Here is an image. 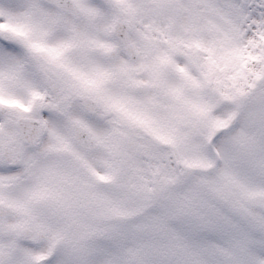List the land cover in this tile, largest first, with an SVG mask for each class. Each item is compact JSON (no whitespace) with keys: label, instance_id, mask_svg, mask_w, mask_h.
Masks as SVG:
<instances>
[{"label":"snow or ice","instance_id":"snow-or-ice-1","mask_svg":"<svg viewBox=\"0 0 264 264\" xmlns=\"http://www.w3.org/2000/svg\"><path fill=\"white\" fill-rule=\"evenodd\" d=\"M0 264H264V0H0Z\"/></svg>","mask_w":264,"mask_h":264}]
</instances>
